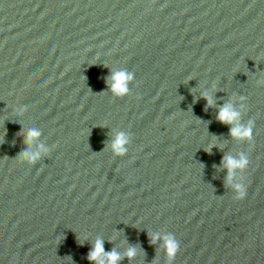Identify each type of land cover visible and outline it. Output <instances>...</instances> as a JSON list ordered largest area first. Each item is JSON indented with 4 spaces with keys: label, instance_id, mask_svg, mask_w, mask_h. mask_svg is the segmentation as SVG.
I'll return each mask as SVG.
<instances>
[{
    "label": "water",
    "instance_id": "95a60500",
    "mask_svg": "<svg viewBox=\"0 0 264 264\" xmlns=\"http://www.w3.org/2000/svg\"><path fill=\"white\" fill-rule=\"evenodd\" d=\"M98 239L264 264V0H0V264H97Z\"/></svg>",
    "mask_w": 264,
    "mask_h": 264
},
{
    "label": "clouds",
    "instance_id": "9594fccd",
    "mask_svg": "<svg viewBox=\"0 0 264 264\" xmlns=\"http://www.w3.org/2000/svg\"><path fill=\"white\" fill-rule=\"evenodd\" d=\"M131 74L126 72H117L113 75L112 80V88L113 91L117 94H124L127 91L126 83L128 80H130ZM208 98V97H206ZM209 99V104H211V99ZM239 113L234 111L231 107V105H224L219 113H218V119L221 122L224 123H232L238 118ZM39 132L36 130H30L27 137V142H31V140L35 137H38ZM231 135L238 138H250V127L249 128H242L240 126L233 127L231 129ZM125 143V137L123 134H120L117 136V138L114 141V149L121 153L123 152L122 145ZM25 156H28L29 159H35L38 154H29L27 152L24 153ZM247 165V160L245 157L241 156L239 160L233 159L232 157H226L225 158V166L229 169V179H231L232 171L236 168H244ZM237 190L240 192V195L243 196V189L240 185H237ZM155 239V237L153 238ZM165 246L167 253L169 255V258H173L175 256V253L178 250L177 243L171 238H166L165 240ZM135 255V249H129L127 252V256L131 258ZM102 257H106L107 264H116V262L121 258L120 255L115 252L114 250L108 253L104 252L103 248V241L97 240L95 242L93 250L89 253V259L93 261H97V264H105V260L102 259Z\"/></svg>",
    "mask_w": 264,
    "mask_h": 264
}]
</instances>
